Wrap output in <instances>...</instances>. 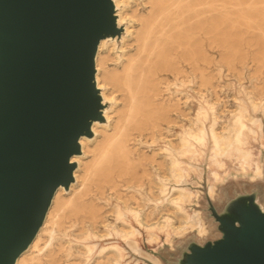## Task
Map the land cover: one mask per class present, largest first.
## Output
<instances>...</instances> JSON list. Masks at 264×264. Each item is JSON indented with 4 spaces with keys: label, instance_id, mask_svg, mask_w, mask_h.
I'll return each instance as SVG.
<instances>
[{
    "label": "water",
    "instance_id": "1",
    "mask_svg": "<svg viewBox=\"0 0 264 264\" xmlns=\"http://www.w3.org/2000/svg\"><path fill=\"white\" fill-rule=\"evenodd\" d=\"M121 32L113 0H0V264L15 263L73 181L79 139L103 119L97 46ZM208 211L216 232L175 264H264V195L220 211L208 200Z\"/></svg>",
    "mask_w": 264,
    "mask_h": 264
},
{
    "label": "rangeland",
    "instance_id": "2",
    "mask_svg": "<svg viewBox=\"0 0 264 264\" xmlns=\"http://www.w3.org/2000/svg\"><path fill=\"white\" fill-rule=\"evenodd\" d=\"M242 1L241 6H233L235 0H229L224 6L217 2L209 15L211 25L190 19L194 38L203 44L209 62L199 60L195 65L190 61L187 52L181 49L178 65L182 71L177 74L168 70L159 72L161 84L157 99L169 104L167 119L160 120L159 126L154 131L130 130L128 144L135 150L134 155L145 153L149 156L161 148V153L156 155V159L160 160L162 155L165 156L167 173L164 176L161 175L162 169H157L156 165L152 167L153 163L149 160L144 162L146 171L159 184L157 190L146 179L143 180L142 186H134L135 183L128 182L127 175L120 173L117 168L112 172L113 188H110V182L100 184L91 182L84 197L85 200H92L98 205L100 215L92 223L91 220L83 217L82 212L67 214L63 218L60 232L56 231L52 234L51 242L56 238L69 241L71 243L69 256H66L64 250H58V242H54L51 247L54 262L49 264H94L97 257L104 258L106 255L110 258V264H126V261L132 263L134 258L144 261L135 256L125 242L131 243V238L138 227L151 230L150 228L159 227L161 223L162 226L168 227L178 225L177 220L172 216L158 213L160 208H164L167 204L174 207L177 214H182L177 206L183 198V193L177 188V183L184 159L190 157L197 144L206 141L211 143L212 151L214 150L213 153L218 158L222 155L223 149L226 148L227 151L233 146H239L245 132L242 129V135L238 137L237 131L242 123L250 125L262 122V139L251 140L249 144L264 166V147L261 146V141L264 142V0ZM152 4H155L153 0H130L128 11L133 10L136 15L132 23L135 28H139L140 21L148 16ZM191 15L188 14L187 18ZM210 39L211 44L208 43ZM126 52L131 55L136 52V44L133 40L127 41ZM122 53L117 51V54ZM121 62L119 56L115 60H109L106 67L120 71ZM198 67L204 68L208 81H202ZM181 79L185 82L181 83ZM172 82L176 84L170 85ZM168 84L170 86H167ZM249 90L260 98L257 105H253L252 97L247 92ZM116 98L113 105L120 111L126 101L123 87L117 88ZM187 116H190L189 120L186 119ZM217 116L227 124L228 140L215 134L221 122ZM180 123L182 124L178 125ZM152 136L155 138L154 142H151ZM169 138H174L175 146L167 143L166 140ZM89 159L90 155L86 156L85 160ZM223 160L225 169L219 171L222 180L216 185L217 197L214 201H210L206 196L207 157L204 155L198 162L202 169L199 188L200 210L212 234L216 230L209 215L208 200L217 211H220L227 200L237 194L256 190L259 196L264 195V178L256 184H251L247 175L243 176L236 172L234 159L223 158ZM194 177L195 175L192 174L189 180L195 179ZM149 186H152V189H149ZM155 191L158 197L153 199ZM119 196L123 199L128 196L133 198L123 204L121 200H117ZM133 203H138L139 208L134 207ZM194 205L195 202L192 201L188 209H193ZM113 206L114 211L111 209ZM144 215L147 219H152L149 225L144 222ZM184 223L185 218L181 220L180 225ZM141 231L142 236L138 238L140 246L158 256L161 264H175L185 244L191 239H196L194 233L181 239L173 238L171 249L161 235L158 244L148 246L146 234L144 230ZM62 232L66 233L61 234ZM116 243L125 248V258ZM110 251L115 252V256H110ZM39 257L41 261H46L47 256L44 251ZM144 262L150 264L148 261Z\"/></svg>",
    "mask_w": 264,
    "mask_h": 264
},
{
    "label": "bare ground",
    "instance_id": "3",
    "mask_svg": "<svg viewBox=\"0 0 264 264\" xmlns=\"http://www.w3.org/2000/svg\"><path fill=\"white\" fill-rule=\"evenodd\" d=\"M129 2L130 0H113L116 23L117 26L122 27V32L118 37L101 39L95 54L94 77L101 101L104 104L102 108L103 119L94 121L91 124L92 134L90 137H80V153L73 155L71 158V161L75 162V168L72 172L73 181L67 189L62 186L57 188L35 237L15 260L14 264L53 263L54 255L51 247L54 242H58V250H64L66 256H69L71 243L61 241L59 238L51 242L52 234L56 231L60 232L63 218L67 214L82 212L83 217L91 220L92 223L96 221L100 215V209L96 203L92 200L87 201L84 197L91 182L99 184L110 182V188H113L112 172L117 168L120 173L127 175L128 182L135 183L134 186H142L143 180L146 179L157 190L159 184L146 171L144 162L149 160L153 163L152 167L156 165L157 169H162V176L167 173L165 156L162 155L160 160L156 159V155L161 153V148H158V152H152L149 156L145 153L134 155L135 150L128 144L130 130L148 129L154 131L159 126L160 120L167 119L169 104L157 99L161 84L159 72L168 70L177 74L182 71L178 65L181 49L187 52L190 61L195 65L199 60L209 62L203 44L194 38V31L191 30L189 21L193 18L211 25L209 15L214 10L216 3L220 2L224 6L229 3V0L228 2L226 0H153L155 4H152L148 16L140 21L139 28H135L132 24L136 19V15L133 10L128 11ZM242 4V0H235L233 6H241ZM188 14H192L191 17L187 18ZM118 38L119 42H117ZM128 40H133L136 44V52L132 55L126 52ZM208 43L211 44V39L208 40ZM117 51L123 53L117 54ZM119 56L122 59L120 71L106 67L109 60H115ZM198 69L202 81H208L204 68L198 67ZM180 82L184 83L185 80L181 79ZM175 84V82H172L170 85L174 86ZM120 86L125 90L126 101L119 111L114 108L113 102L117 100L116 91ZM247 92L252 97L253 105H257L260 98L256 97L250 90ZM217 118L219 119L218 116ZM186 119L189 120L190 116H187ZM219 120H221L220 127L219 130L215 131V134L228 140L226 134L227 124L224 120ZM242 129L245 132L240 145L233 146L227 151L226 148L223 149V153L219 158L214 155L211 143L206 141L203 144H197L190 157L184 159L180 169L179 182L177 183V188L183 193V198L177 206L182 214H177L175 208L167 204L164 205V208H160L158 213L172 216L177 220L178 225L168 227L166 225L162 226L161 223L159 227L150 228L151 230L138 227L137 232L131 238V243L124 241L135 256L148 261L150 264H161L158 256L140 246L138 238L142 236L141 230H144L146 234L148 246L158 244L161 241V235H163V240L169 244L171 249L173 248V238L181 239L194 233L196 240L201 243L205 238L211 236L210 226L203 217L199 203L202 169L198 162L204 155L208 160L206 196L210 201H214L217 197L216 185L222 180L219 171L225 169L223 158L234 159L236 172L243 176L247 175L250 183L263 180V163L258 160L249 144L251 140L262 139V122L250 125L242 123L237 131L238 137H241ZM151 139V142H154L155 138L153 136ZM173 139L169 138L166 141L169 145L175 146L176 142ZM261 146L264 147L263 141H261ZM88 155H90V159L85 160ZM192 174L195 175V179L189 180ZM152 186H149V189H152ZM157 197L158 193L156 192L153 199ZM131 198L133 197L128 196L123 199L119 196L116 199L126 204ZM192 201L195 202V207L188 209ZM133 204L134 207L139 208L138 203ZM111 209L114 211V206ZM184 218L185 223L180 225L181 220ZM143 220L148 225L152 221V219H147L145 215ZM65 233L62 232L61 234ZM116 244L123 258H125V248L118 243ZM42 251L47 256L45 262L41 261L39 257ZM81 252L84 253V250L81 249ZM110 253V256H115V252L110 251ZM144 261L134 258L132 263L126 261V264H147ZM94 264H110V258L108 255L104 258L97 257Z\"/></svg>",
    "mask_w": 264,
    "mask_h": 264
}]
</instances>
